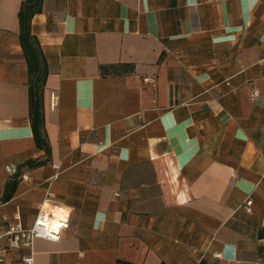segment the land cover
Listing matches in <instances>:
<instances>
[{
    "label": "crops",
    "instance_id": "obj_1",
    "mask_svg": "<svg viewBox=\"0 0 264 264\" xmlns=\"http://www.w3.org/2000/svg\"><path fill=\"white\" fill-rule=\"evenodd\" d=\"M22 2L0 0V229L65 224L0 264H264V0H43L48 152Z\"/></svg>",
    "mask_w": 264,
    "mask_h": 264
},
{
    "label": "trees",
    "instance_id": "obj_2",
    "mask_svg": "<svg viewBox=\"0 0 264 264\" xmlns=\"http://www.w3.org/2000/svg\"><path fill=\"white\" fill-rule=\"evenodd\" d=\"M42 4L43 0H23L18 17L20 44L28 65L29 112L33 135L37 145L48 152L49 145L44 128L43 94L49 68L40 42L33 34L31 27L32 18L42 10ZM31 163L36 164V162Z\"/></svg>",
    "mask_w": 264,
    "mask_h": 264
},
{
    "label": "built area",
    "instance_id": "obj_3",
    "mask_svg": "<svg viewBox=\"0 0 264 264\" xmlns=\"http://www.w3.org/2000/svg\"><path fill=\"white\" fill-rule=\"evenodd\" d=\"M259 94L258 90L254 91V96ZM7 170L10 173H14L16 168L14 165L7 166ZM115 195H118L116 193ZM246 204L248 207L251 206L252 200H247ZM54 213L53 211L46 209L43 204L39 206V211L36 216V219L29 229H23L20 226H14L6 231H1L0 229V240L4 236H11L10 244L11 246H24L32 247L34 239L44 238L47 240H54L59 236L61 227L65 224V218H60L57 223L54 222ZM52 226L54 228H52ZM217 257H220L221 254H216ZM23 264H35L34 254L30 252L29 254L23 256Z\"/></svg>",
    "mask_w": 264,
    "mask_h": 264
},
{
    "label": "bare ground",
    "instance_id": "obj_4",
    "mask_svg": "<svg viewBox=\"0 0 264 264\" xmlns=\"http://www.w3.org/2000/svg\"><path fill=\"white\" fill-rule=\"evenodd\" d=\"M53 213H54V219H55L54 222L55 223H57L60 218L64 217V215L61 214L62 212L59 211L58 209H53ZM52 228H54V227L52 226Z\"/></svg>",
    "mask_w": 264,
    "mask_h": 264
}]
</instances>
